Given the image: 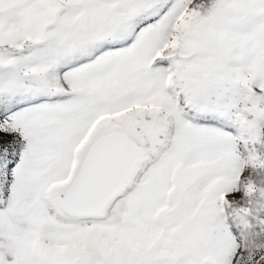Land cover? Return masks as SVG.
<instances>
[{"label": "snow or ice", "instance_id": "1", "mask_svg": "<svg viewBox=\"0 0 264 264\" xmlns=\"http://www.w3.org/2000/svg\"><path fill=\"white\" fill-rule=\"evenodd\" d=\"M0 264H264V0H0Z\"/></svg>", "mask_w": 264, "mask_h": 264}]
</instances>
